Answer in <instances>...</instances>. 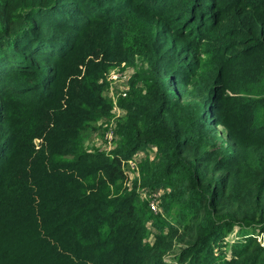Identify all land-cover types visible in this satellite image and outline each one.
<instances>
[{
  "label": "trees",
  "instance_id": "16d2710c",
  "mask_svg": "<svg viewBox=\"0 0 264 264\" xmlns=\"http://www.w3.org/2000/svg\"><path fill=\"white\" fill-rule=\"evenodd\" d=\"M122 62L114 147L87 149ZM254 232L264 0H0V264H264Z\"/></svg>",
  "mask_w": 264,
  "mask_h": 264
},
{
  "label": "rangeland",
  "instance_id": "374dc122",
  "mask_svg": "<svg viewBox=\"0 0 264 264\" xmlns=\"http://www.w3.org/2000/svg\"><path fill=\"white\" fill-rule=\"evenodd\" d=\"M136 64H140L135 61ZM133 72V67L131 65L125 64L124 62L120 63L119 65L113 64V66L109 67V70L104 74L105 80L107 82V89L105 91V96L111 101L113 108L111 111L110 119L108 120H98L93 124L91 130L85 133V137L83 140L84 147L87 149L97 148L100 151H110L114 147V138L112 130L115 126V122L119 121L123 118V110L119 105V100L123 97V92H126L128 83H129V76ZM220 134L222 136V127H218ZM114 139V140H113ZM35 144L39 145V139L35 140ZM130 184V182H129ZM142 193V190H140ZM244 226V225H242ZM257 225L251 226H244L252 231V227ZM232 232L226 234L224 240L226 241L225 245V257H230V245L241 238L238 233L239 226L236 225ZM253 237L261 243L264 244V237L262 234H256L255 232L251 234ZM225 243V242H224ZM174 264H178L173 260Z\"/></svg>",
  "mask_w": 264,
  "mask_h": 264
},
{
  "label": "built area",
  "instance_id": "2783aa9c",
  "mask_svg": "<svg viewBox=\"0 0 264 264\" xmlns=\"http://www.w3.org/2000/svg\"><path fill=\"white\" fill-rule=\"evenodd\" d=\"M124 95H125V92H123V96ZM139 157H140V153L135 154L131 159L128 160L127 174L129 178L131 179L137 174V162H138ZM141 194L145 196L143 191ZM158 198H159V193L157 192H153L149 196V206L151 210H153L154 212H157L158 210Z\"/></svg>",
  "mask_w": 264,
  "mask_h": 264
}]
</instances>
